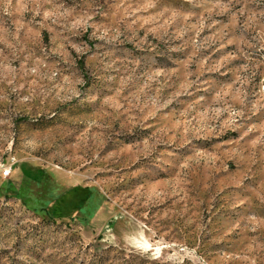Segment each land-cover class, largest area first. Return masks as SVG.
Returning a JSON list of instances; mask_svg holds the SVG:
<instances>
[{"label": "rangeland", "instance_id": "374dc122", "mask_svg": "<svg viewBox=\"0 0 264 264\" xmlns=\"http://www.w3.org/2000/svg\"><path fill=\"white\" fill-rule=\"evenodd\" d=\"M8 165L0 264H264V0H0Z\"/></svg>", "mask_w": 264, "mask_h": 264}, {"label": "trees", "instance_id": "16d2710c", "mask_svg": "<svg viewBox=\"0 0 264 264\" xmlns=\"http://www.w3.org/2000/svg\"><path fill=\"white\" fill-rule=\"evenodd\" d=\"M24 167L23 166H20L19 169L21 170L20 172V176L18 178V180H14V179H8V180H4L1 176H0V183L1 184H4V185H0V188L1 189H8L9 188H12L14 191L17 189L16 187H19V185L21 184V182L24 180V181H29V182H32L31 181V178L28 177V175L24 174L23 169ZM26 179V180H25ZM22 180V181H21ZM2 181V182H1ZM21 181V182H20ZM75 190V189H74ZM73 191V190H72ZM64 204L65 206H69L67 204H65L64 202H62V199H61V196H58L56 198H53L50 202H48V204L43 208V212L45 214V217L48 218L47 220H49L50 222H52L53 224L55 223H60L62 222V215L60 213V210H58V208H56V205L57 204ZM73 206H79V207H82V203L79 202V204H74L70 207H73ZM49 212L51 213H54L57 212L55 214V217H52ZM48 213V214H47ZM69 219L72 220L71 217H69ZM72 222V221H71Z\"/></svg>", "mask_w": 264, "mask_h": 264}, {"label": "built area", "instance_id": "2783aa9c", "mask_svg": "<svg viewBox=\"0 0 264 264\" xmlns=\"http://www.w3.org/2000/svg\"><path fill=\"white\" fill-rule=\"evenodd\" d=\"M11 165H8L7 167L2 168L0 171V175L2 178H6L10 173Z\"/></svg>", "mask_w": 264, "mask_h": 264}]
</instances>
